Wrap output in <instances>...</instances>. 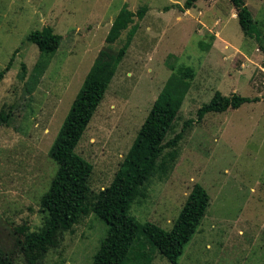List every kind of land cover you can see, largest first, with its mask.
I'll return each mask as SVG.
<instances>
[{
    "label": "rangeland",
    "instance_id": "374dc122",
    "mask_svg": "<svg viewBox=\"0 0 264 264\" xmlns=\"http://www.w3.org/2000/svg\"><path fill=\"white\" fill-rule=\"evenodd\" d=\"M184 1L0 0V69L13 56L0 82V110L10 113L0 125V249L12 245L17 226L31 231L42 226L45 213L38 201L56 169L49 147L126 5L146 12L134 18L138 28L75 147L93 166L90 188L110 183L171 67L191 66L195 76L166 140L192 122L175 158L169 148L163 151L143 185L146 196L131 203L129 214L169 230L199 183L210 203L177 264H264V53L255 38L243 34L229 0H197L184 12L171 7ZM244 3L264 44V0ZM44 26L61 35L59 47L47 56L26 40ZM128 29L109 45L113 52ZM215 90L260 99L198 120L197 109ZM106 230L90 213L63 232L58 247L38 264H91ZM143 246L150 264H171L150 244ZM14 264L26 262L17 254Z\"/></svg>",
    "mask_w": 264,
    "mask_h": 264
},
{
    "label": "trees",
    "instance_id": "16d2710c",
    "mask_svg": "<svg viewBox=\"0 0 264 264\" xmlns=\"http://www.w3.org/2000/svg\"><path fill=\"white\" fill-rule=\"evenodd\" d=\"M196 1L185 0L182 5L177 3L171 7L184 12L194 6ZM229 2L235 9L243 34L255 38L258 49L264 53L261 31L244 0ZM169 8L166 6L165 10ZM145 12V7L132 11L124 5L113 19L105 37V46L98 52L84 76L49 147L48 155L56 169L48 188L38 201L40 209L45 213L43 224L38 230L32 231L28 225L17 226L12 245L8 249H0V264H14L17 254L22 256L26 264L40 263L50 248L58 247L63 232L72 231L90 213H94L107 225L105 236L91 264H150V254L143 246L145 243L157 249L171 264H177L185 245L196 232L210 203L209 194L199 183L192 186L169 230L148 221L139 223L129 214L131 203L136 198L146 196L143 185L154 173L163 151L169 148L170 158H175L177 144L192 122L186 121L180 132L166 140L195 76L193 67H171L172 72L154 99L108 185L98 191L90 188L89 178L93 166L75 151L138 28L134 18L142 19ZM126 29L128 31L124 42L113 52L109 45ZM26 40L35 44L40 53L47 56L59 47L61 35L55 33L52 27L44 26L40 30L31 31ZM12 60L13 56L0 69V82L10 69ZM262 97L264 99V94ZM259 99L258 96L248 97L236 93L224 95L215 90L210 100L197 109V119L201 120L209 112H223ZM9 114L4 109L0 110V125L8 123ZM140 236L145 239L143 243Z\"/></svg>",
    "mask_w": 264,
    "mask_h": 264
}]
</instances>
